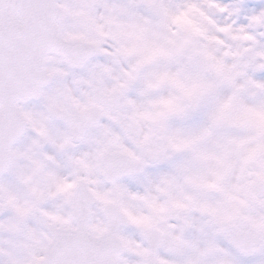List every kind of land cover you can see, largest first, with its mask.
Returning a JSON list of instances; mask_svg holds the SVG:
<instances>
[{"label":"snow or ice","instance_id":"6c2138e0","mask_svg":"<svg viewBox=\"0 0 264 264\" xmlns=\"http://www.w3.org/2000/svg\"><path fill=\"white\" fill-rule=\"evenodd\" d=\"M0 264H264V0H0Z\"/></svg>","mask_w":264,"mask_h":264}]
</instances>
